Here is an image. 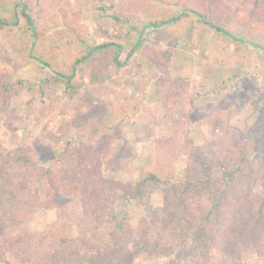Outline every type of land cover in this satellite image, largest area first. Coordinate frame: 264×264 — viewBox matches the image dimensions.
Listing matches in <instances>:
<instances>
[{
	"label": "rangeland",
	"instance_id": "374dc122",
	"mask_svg": "<svg viewBox=\"0 0 264 264\" xmlns=\"http://www.w3.org/2000/svg\"><path fill=\"white\" fill-rule=\"evenodd\" d=\"M257 1V10L264 16V0ZM25 2L33 9L32 17H38L36 38L22 25L0 34V83L10 84V91L0 92L4 154L19 151L56 172L58 158L69 145H94L107 139L113 157L112 165L102 169L105 178L128 185L147 171L160 175L165 169L172 171V183L179 185L187 174V142L211 161L216 149L219 158L213 161L227 160L231 166L241 158V151L249 150L251 137L264 132V52L253 46L264 47V26L253 31L252 44L240 45L197 26L193 17L179 25L151 26L177 14L178 9L167 2L113 0L138 27L121 40L125 44L121 55L139 38L141 47L119 68L111 61L112 53L98 55L95 68L77 70L76 92L66 96L64 90L53 91L48 100L57 103L45 106L37 96L39 81L52 75L53 69L66 68L67 60L81 57V40L99 45L117 39L110 18L96 13L88 0ZM236 16L243 18L242 9ZM230 70L232 80L225 82ZM12 91L17 95L10 96ZM223 139L230 144L220 148L217 145ZM263 183L264 169L255 182L257 195H263ZM36 185L45 199L49 185L40 179ZM165 189L164 184L145 188L135 199L118 189L111 199L112 211L130 217L133 247L140 224L174 206V198ZM29 228L66 233L72 240L87 238L95 246L109 247L113 221L104 218L98 223L79 199H73L56 207H40ZM149 245L140 249L141 254L135 252L132 264H167L176 256L177 248L153 251ZM243 261L263 262L253 252ZM0 264L20 263L3 254Z\"/></svg>",
	"mask_w": 264,
	"mask_h": 264
},
{
	"label": "trees",
	"instance_id": "16d2710c",
	"mask_svg": "<svg viewBox=\"0 0 264 264\" xmlns=\"http://www.w3.org/2000/svg\"><path fill=\"white\" fill-rule=\"evenodd\" d=\"M151 1L167 2L178 9L176 15L151 23L155 28L179 25L193 17L194 24L206 27L217 37L221 35L237 44L249 45L253 31L264 26L257 0ZM88 2L96 13L110 18L117 40L99 45L81 40V57L74 62L67 60L66 68L53 69L52 75L39 81L37 96L45 106L57 103L49 101L53 91L64 90L66 96L68 92H76L77 70L81 73L95 68L98 55L112 53L111 61L119 68L126 66L141 47L139 38L122 56L125 44L121 40L138 29L135 19L113 0ZM232 9L235 11L231 13ZM241 9L244 16L238 19L236 14ZM32 13L33 9L25 0H1L0 34L13 32L22 25L35 39L38 17H32ZM253 46L264 52V47ZM232 72L227 73L225 82L232 80ZM9 89V83H0V92ZM11 93L10 96L17 95L16 91ZM56 99L61 100L57 96ZM258 134L247 143L249 150L241 151V158L231 166L227 160L222 164V161L220 164L213 161L219 158L216 149L211 161L204 152L195 151L191 142H187L190 156L182 184L172 183V171L162 169L160 175L147 171L142 178L123 185L103 176L102 169L112 165L113 157L111 142L107 139L94 145L79 143L74 148L69 145L58 158L60 166L54 172L38 166L36 160L19 151L4 154L5 130L0 125V259L3 254H9L20 264H132L135 252L141 254L142 248L149 243L153 251L177 248L175 258L167 264H246L243 258L248 252L257 254L264 264V183L263 195L254 191L255 182L264 169V132ZM227 144L230 141L223 139L217 146L222 148ZM38 179L49 185L45 199L36 185ZM161 184L174 198V206L162 216L149 217L141 223L138 242L133 247L130 217L112 211L110 201L115 199L118 189L135 199L143 189ZM73 199H79L83 209L98 223L104 218L113 221L111 246H95L87 238L72 240L61 232L30 230L29 224L37 209L56 207ZM195 235L196 238L190 239Z\"/></svg>",
	"mask_w": 264,
	"mask_h": 264
}]
</instances>
